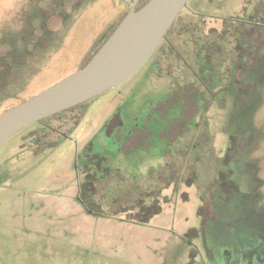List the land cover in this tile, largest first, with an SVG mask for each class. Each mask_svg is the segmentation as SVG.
<instances>
[{
	"label": "rangeland",
	"instance_id": "1",
	"mask_svg": "<svg viewBox=\"0 0 264 264\" xmlns=\"http://www.w3.org/2000/svg\"><path fill=\"white\" fill-rule=\"evenodd\" d=\"M134 1L0 0V112L80 68ZM263 18L264 0H187L161 42L168 40L170 48H164L160 68L152 70L147 61L84 102L71 140L56 148L30 146L22 136L34 122L7 139L0 147V264H212L205 236L215 242L209 243L213 255H221L215 246L226 239L237 247L238 235L247 242L249 233L238 225L248 214L246 204L264 212ZM196 42L215 50L214 91L204 110L208 131L200 126L205 139L184 147L186 155L199 157L198 182L169 189L162 210L146 214L123 194H78L75 150L113 109L168 95L178 77L193 78ZM235 43L244 54L235 57ZM143 153L150 154L134 155ZM228 153L238 158L228 163ZM148 166L140 163L137 170ZM215 168H230L228 178L236 185L226 193L218 186L203 211V187Z\"/></svg>",
	"mask_w": 264,
	"mask_h": 264
},
{
	"label": "flooded vegetation",
	"instance_id": "2",
	"mask_svg": "<svg viewBox=\"0 0 264 264\" xmlns=\"http://www.w3.org/2000/svg\"><path fill=\"white\" fill-rule=\"evenodd\" d=\"M237 29L239 34H251L250 29ZM167 35L168 33L164 35L145 61H149L152 70L160 68V61L167 52L164 48H170L168 40L165 45L161 43L167 39ZM235 44V47H231L232 51L234 49L237 51L233 53L235 57L244 54L239 44ZM194 46L196 69L193 78L178 77L180 81L171 86V92L166 91L170 92L168 95L161 93L155 98L145 99L136 106L113 109L82 148L79 151L75 150L72 161L73 170L78 177L76 189L78 194H97L100 197L114 193L123 194L131 200V205L138 207L140 213L146 214L162 210L163 203L168 201L169 189L176 191L182 185L191 186L198 182L195 162L199 157H195V154L186 155L184 147L187 143L196 146L197 142L205 139L200 134V126H203L201 132L205 133L208 120L204 112L208 109L209 97L214 91L212 89L214 75L211 71L215 66L212 60L215 50L200 42H196ZM201 58L207 63L201 64L199 62ZM181 61L188 65L183 58ZM84 102L50 115L41 123H34L35 126L27 129L22 137L31 139L33 144L30 146L40 148L45 146L56 148L66 140H71L72 133L84 115L82 110ZM161 143L162 150L160 149L159 153L156 150L155 153V149ZM231 148L232 146L229 150ZM136 150L150 154L136 156L134 155ZM153 152L159 161H156V166L152 164L155 163ZM235 158L238 157L228 153L225 161L229 163L230 159ZM145 162H148L149 166L141 173L137 169L140 163ZM229 172L230 168L225 170L215 168L210 174L201 195L204 199L203 211L210 207L218 186L225 193L235 187V182L228 178ZM208 193L210 198L206 196ZM77 199L79 200L78 197ZM81 202L87 205L82 199ZM246 206L248 214L238 225L241 232L249 233L247 242L239 235L237 236L241 242L239 247L232 245L233 239L217 242L219 246L215 247L221 249L219 253L224 254L222 257L217 253L212 254L209 243L215 242L212 240L208 242V238L204 237V242L207 243L206 250H210L206 251V254L209 255L212 264H264V212L256 210L250 203ZM203 229L205 233L206 221ZM196 252L193 250L192 254Z\"/></svg>",
	"mask_w": 264,
	"mask_h": 264
},
{
	"label": "water",
	"instance_id": "3",
	"mask_svg": "<svg viewBox=\"0 0 264 264\" xmlns=\"http://www.w3.org/2000/svg\"><path fill=\"white\" fill-rule=\"evenodd\" d=\"M135 0L91 58L39 93L0 112V147L43 117L87 101L135 73L164 37L187 0Z\"/></svg>",
	"mask_w": 264,
	"mask_h": 264
},
{
	"label": "trees",
	"instance_id": "4",
	"mask_svg": "<svg viewBox=\"0 0 264 264\" xmlns=\"http://www.w3.org/2000/svg\"><path fill=\"white\" fill-rule=\"evenodd\" d=\"M147 0H140V2L139 3H137V5H136V8H139L141 5H143L145 2H146ZM180 12H181V10H180ZM180 12L178 13V15H177V17L175 18V20L173 21V23L171 24V26L168 28V30L166 31V33H165V35L168 33V31H170V29H171V27L172 26H174L175 25V23H176V21H177V19H178V17H179V15H180ZM126 13H124L121 17H120V20L122 19V17L125 15ZM119 20V21H120ZM119 21L117 22V24L119 23ZM116 24V25H117ZM116 25L114 26V27H112L110 30H109V32L103 37V39L101 40V41H98L97 42V44L93 47V49H92V52H91V54L89 55V57L86 59V61H84V63H83V65H85V63L91 58V56L96 52V50L100 47V45L105 41V39L109 36V34L114 30V28L116 27ZM163 38H161V40H162ZM160 40V41H161ZM159 41V42H160ZM82 65V66H83ZM81 66V67H82ZM6 109V108H5ZM4 110V109H3ZM2 110V111H3ZM62 111V110H61ZM60 111H58V112H56V113H54V114H51V115H55V114H57V113H59ZM48 117H50V115H48V116H46V117H43V118H41L40 120H38V121H36V122H34L35 124L36 123H41L42 121H44V120H46Z\"/></svg>",
	"mask_w": 264,
	"mask_h": 264
}]
</instances>
